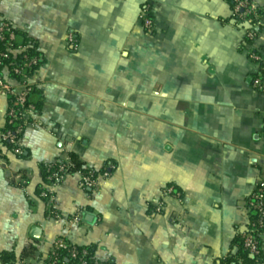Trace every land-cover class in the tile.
<instances>
[{"label":"crops","instance_id":"0c3cea01","mask_svg":"<svg viewBox=\"0 0 264 264\" xmlns=\"http://www.w3.org/2000/svg\"><path fill=\"white\" fill-rule=\"evenodd\" d=\"M0 17L38 45L42 62L32 96L42 126L26 131L21 155L0 144V255L47 264L61 238L91 248L96 264H223L234 255L264 173V95L252 88L258 66L229 1L0 0ZM9 106L0 93V128ZM72 155L115 170L94 191L76 174L48 188L45 166ZM169 186L181 198L155 214Z\"/></svg>","mask_w":264,"mask_h":264},{"label":"built area","instance_id":"2783aa9c","mask_svg":"<svg viewBox=\"0 0 264 264\" xmlns=\"http://www.w3.org/2000/svg\"><path fill=\"white\" fill-rule=\"evenodd\" d=\"M232 14L235 21L244 29L246 42L249 47L248 57L258 66L256 76L252 80L254 91L264 95V53L257 49L256 43L260 37L262 26V11L257 0H231ZM140 20L145 31L149 34L155 29L154 19L148 9H143ZM17 36L11 23L0 17V93L5 95L10 102L6 118V126L0 128V144L10 146L12 153L21 155L22 139L29 128H38L42 124L39 122L40 110L32 100L36 91L33 82L35 75L40 68L41 59L39 56L31 55V45H21L16 43ZM69 45L73 49L79 48V41L73 34L67 36ZM36 52L38 49L36 48ZM15 126L14 129L12 127ZM45 181L48 188H54L63 184L67 178L76 174L81 179L83 189L94 191L99 188L101 180L106 181L111 178L115 168L113 166L104 167L98 171L88 165L82 169L69 160H59L46 166ZM163 198L152 202L154 213L161 214L166 209L165 199L167 197L181 198V193L173 187H166L163 191ZM41 197L48 201L51 210L54 211V195L49 190H43ZM247 209L258 211L261 218L258 225H264V173H262L254 192L247 201ZM56 215V213H55ZM80 215H77L73 222L79 224ZM256 223L252 224V228ZM264 236H262L263 239ZM246 249L254 256L261 257L263 249L258 245L257 238L248 236L245 241ZM65 252V257L73 261V264H96L94 258L86 247H78L65 239H57L52 246L51 253L47 259V264H65L61 258V253ZM17 264H23L21 261ZM264 264V263H261Z\"/></svg>","mask_w":264,"mask_h":264},{"label":"trees","instance_id":"16d2710c","mask_svg":"<svg viewBox=\"0 0 264 264\" xmlns=\"http://www.w3.org/2000/svg\"><path fill=\"white\" fill-rule=\"evenodd\" d=\"M229 3L231 4V0H228ZM14 27V26H13ZM14 31L16 33L17 36V40L16 43L17 44H21V45H31L33 48H31L30 52L31 55L34 56H39V58L41 59V54L40 52H36V48L38 49V45L32 41L31 39H29L26 35H24L23 33L18 32L15 28ZM3 47L2 44H0V49ZM42 62H40V66H41ZM36 92V91H35ZM37 107L40 108V105L37 104ZM15 126L12 127V129H14ZM8 147L10 148V146L8 145ZM71 161L76 165L77 168L82 169V167L86 164H84L83 162H81L77 156L72 155L71 156ZM46 176V167L44 168V177ZM249 215H250V221H249V227L248 230L245 233L239 234L233 243V247L234 249H237L236 253L234 255H230L228 257H226L223 261V264H239V263H244V264H261L264 263V253L262 254L261 257H257L252 255L245 247V241L246 238L248 236H254L257 238L258 241V245L262 248L263 246V239L262 236H264V225H258L257 222L259 220H261L258 211L254 210V209H250L249 211ZM256 223V227L253 229L252 228V224ZM90 253H91V258H94L93 256V251L91 248H88ZM65 252L61 253V258L63 260V262L65 264H73V261H71L70 259H67L65 257ZM30 256L29 253H25L23 255L24 257H28ZM0 260L2 262V264H17V258L15 257L14 254L12 253H2L0 255Z\"/></svg>","mask_w":264,"mask_h":264},{"label":"water","instance_id":"95a60500","mask_svg":"<svg viewBox=\"0 0 264 264\" xmlns=\"http://www.w3.org/2000/svg\"><path fill=\"white\" fill-rule=\"evenodd\" d=\"M39 233H40V230L39 229H35L34 230V233H33V236L34 237H38L39 236Z\"/></svg>","mask_w":264,"mask_h":264}]
</instances>
